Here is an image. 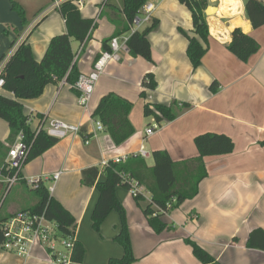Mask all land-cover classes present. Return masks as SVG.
<instances>
[{"label": "crops", "instance_id": "obj_1", "mask_svg": "<svg viewBox=\"0 0 264 264\" xmlns=\"http://www.w3.org/2000/svg\"><path fill=\"white\" fill-rule=\"evenodd\" d=\"M10 1L23 9L24 23L11 9ZM146 1L157 2L151 21L158 22V26L147 36L151 61L121 53L120 61L110 62L95 84L87 108L79 105V93L65 82L47 85L36 99L20 101L31 131L37 128L40 117L45 119V126L57 121L80 129L78 135L58 140L27 163L21 175L30 178L61 173L53 183L50 197L74 218L76 241L85 250L80 264H108L110 259L123 256L122 247L115 242L120 218L113 211L99 233L92 229L91 216L99 193L82 184V171L98 168L97 180L103 181V161L131 156L141 146L149 154L144 159L147 168L153 166L154 151H166L174 163L195 160L199 156L194 145L196 136H227L233 142V151L203 159L207 176L199 183L197 195L162 215L168 230L160 234L149 227L142 206L129 191L116 189V197L125 210L136 259L133 264H201L184 243L187 238L220 264H264V252L246 248L249 233L256 228L264 230V26L252 27L245 15L246 0H206L208 43L203 47L207 51L200 66L194 69L186 55L187 39L180 33L193 35L190 11L177 0ZM53 4V0H0V60L23 40L29 44L33 58L37 62L42 59L50 39L66 32L64 19ZM123 8V0H83L78 8L81 17L94 21L96 27L84 45L70 40L80 76L91 71L104 40L131 34ZM209 8H213L212 14L205 12ZM234 29L255 39L259 46L246 62L227 49ZM148 73L154 75L157 87L145 91L144 101L140 93ZM109 93L132 104L129 121L134 134L119 146L113 144L105 130L92 137V114L100 99ZM0 94L13 98L10 93ZM174 101L190 108L173 121H162L146 137L145 131L157 123L143 116V104L169 106ZM8 136L9 127L0 119V142L5 147H9ZM21 186H15L17 196L7 206L9 214L38 203L36 196L28 202L30 205L25 203L23 187L29 188ZM43 186L47 189L51 182L45 181ZM140 187L146 196L145 205L150 195ZM0 264L51 263L43 251L35 250L28 260L0 252Z\"/></svg>", "mask_w": 264, "mask_h": 264}, {"label": "trees", "instance_id": "obj_2", "mask_svg": "<svg viewBox=\"0 0 264 264\" xmlns=\"http://www.w3.org/2000/svg\"><path fill=\"white\" fill-rule=\"evenodd\" d=\"M123 1V13L130 24L139 15L146 0ZM177 1L187 7L191 13L193 35L189 36L183 31L180 33L187 39L186 55L191 66L195 69L200 66L207 51L203 47V44L207 45L208 43V26L204 15L206 0ZM263 2L264 0H246L245 2V15L254 29L264 26ZM10 4L11 9L24 23L25 17L22 8L13 1H10ZM58 12L64 19L66 32L50 39L46 52L39 62L33 58L27 41H21L7 62L2 75L4 79L2 91L12 94L13 98L0 94V119L5 121L9 127L7 145L10 146L21 132L23 142L30 146L24 166L53 147L58 139L49 137L44 132L35 136V130L31 131L29 117L24 115L20 101L36 99L42 95L47 85H58L61 82L70 85L72 90L77 93L73 86L78 81L80 74L74 61L70 40L74 39L79 44L84 45L96 27L94 21L85 20L81 17L78 7L70 0H64L60 4ZM157 26L158 22H153L144 31L135 32L130 36L127 45L129 53L133 57H142L151 61L147 36ZM110 40L102 42V51L109 49ZM227 49L238 60L246 62L258 51L259 46L255 39L244 34L240 29H234ZM214 85L215 83L211 85V91H214ZM142 87L144 91L140 93V98L145 101V91H154L157 87L152 73L144 76ZM189 108L188 104L175 101L169 106L144 103L142 113L144 117H151L157 124H160L162 121L175 120ZM131 109L132 104L129 101L114 93H109L100 99L92 118L102 124L113 144L119 146L134 134V128L129 121ZM194 145L199 154L195 160L174 163L166 151H154L151 153L153 160L151 168L146 167L143 158L130 157L125 162H109L102 170L104 180L100 182L97 180L100 173L98 168L92 167L82 171V184L87 187H94L99 193L91 216L92 229L99 233L101 225L113 211L120 218V230L115 241L122 247L123 256L119 259H110L108 264H133L136 261L133 256L125 210L116 197L118 187L129 190L128 182L135 181L145 188V191L150 195V201L143 205L144 199L141 196L134 197V200L142 206L143 214L152 231L160 234L168 230L167 225L161 220L162 213H168L197 195L199 183L207 176L203 159L230 154L234 148L229 137L210 133L196 136ZM7 152L8 146L5 147L0 142V246L3 237L2 226L7 219L16 213H7L9 203L3 209L4 195L8 190L12 191L16 185L24 186L25 184L19 181L9 189L4 182V178L10 175L2 169ZM33 192L38 198V203L32 208L20 211L38 214L44 212L45 217L57 225L61 237L70 235V227L74 225V218L59 202L50 197L48 190L43 185ZM168 206L170 207L168 208ZM235 241L234 239L233 242ZM184 243L190 247L193 256L201 264H220L195 241L187 238ZM246 248L264 252L263 229L256 228L249 233ZM84 255L83 246L75 241L72 250L73 261L80 264Z\"/></svg>", "mask_w": 264, "mask_h": 264}, {"label": "built area", "instance_id": "obj_3", "mask_svg": "<svg viewBox=\"0 0 264 264\" xmlns=\"http://www.w3.org/2000/svg\"><path fill=\"white\" fill-rule=\"evenodd\" d=\"M64 0H54L53 6L58 9ZM79 8L83 4V0H70ZM156 9V2L146 1L142 6L139 15L129 24L131 34L128 37H114L110 40L109 49L102 51L94 62L91 71L86 75H81L73 88L79 93L78 102L83 108H87L89 100L95 88V84L103 75L105 68L110 62H119L121 53H129L127 42L130 36L139 28L151 22V17ZM19 44V43H18ZM14 45L11 51L0 60V92L3 90L4 79L2 77L5 66L13 55L17 45ZM95 131L92 137L98 132L104 131V127L99 121H94ZM159 128L158 124L145 131V136L152 135ZM40 132H44L49 137L55 139H63L69 135H78L80 129L57 121H49L45 126V119L40 118L39 124L35 129V136ZM30 146L23 142V134L20 132L14 142L8 147V152L4 160L2 169L10 175L4 178V182L8 188L16 183L24 182L32 191L38 189L45 181L51 182V186L47 188L49 194L53 192V183L57 181L60 172L54 173L52 176L39 177H23L21 175L24 163L28 156ZM130 157L148 158L149 154L141 146L139 151L131 156L115 158L111 162H125ZM108 161H103L101 167L108 165ZM129 193L134 198L141 196L146 198L144 190L135 181H130ZM150 201V200H149ZM174 202V201H173ZM170 206H168L169 208ZM166 214V213H162ZM71 234L61 237L54 222L49 221L44 212L32 213L30 211H19L13 214L5 221L2 226L3 237L0 246V252L15 255L24 260H28L33 256L35 250L43 251L49 258L51 264H77L72 259V250L76 241V232L74 226L70 227Z\"/></svg>", "mask_w": 264, "mask_h": 264}, {"label": "rangeland", "instance_id": "obj_4", "mask_svg": "<svg viewBox=\"0 0 264 264\" xmlns=\"http://www.w3.org/2000/svg\"><path fill=\"white\" fill-rule=\"evenodd\" d=\"M157 3V2H156ZM187 8V7H186ZM188 9V8H187ZM23 10V9H22ZM189 10V9H188ZM213 13V11H209L208 12V14H212ZM152 21L151 22H149V23H147V24H145L144 26H142V28L140 29L141 31H143V30H145V28H147V26L149 27V26H151L152 25ZM162 28H165V25H163V27ZM140 31V32H141ZM152 126V125H151ZM160 126H162V124L160 125ZM148 163H150V162H148ZM16 186H21V185H16ZM21 187H23V186H21ZM10 189V188H9ZM16 189H17V187H14L13 188V190L11 191V190H8L6 193H5V195H4V208L3 209H5L6 208V206H7V204L8 203H10V201L11 200H13V199H15L16 198V196H17V191H16ZM23 191H24V194L26 195V199L24 200L25 201V203H28L31 199H33V197L35 196L34 195V192L29 188V189H27V188H25V187H23ZM127 191V190H126ZM22 203L23 202H19V205H22ZM28 205H30V203H28ZM116 242V241H115Z\"/></svg>", "mask_w": 264, "mask_h": 264}, {"label": "water", "instance_id": "obj_5", "mask_svg": "<svg viewBox=\"0 0 264 264\" xmlns=\"http://www.w3.org/2000/svg\"><path fill=\"white\" fill-rule=\"evenodd\" d=\"M210 10H213V8H209V9H207L205 12L208 14V12H209Z\"/></svg>", "mask_w": 264, "mask_h": 264}, {"label": "bare ground", "instance_id": "obj_6", "mask_svg": "<svg viewBox=\"0 0 264 264\" xmlns=\"http://www.w3.org/2000/svg\"><path fill=\"white\" fill-rule=\"evenodd\" d=\"M210 11H213V10H210Z\"/></svg>", "mask_w": 264, "mask_h": 264}]
</instances>
